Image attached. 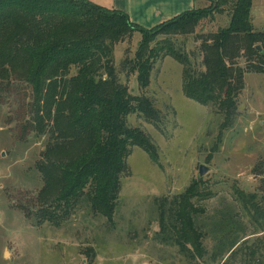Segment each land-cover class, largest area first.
<instances>
[{
  "label": "trees",
  "instance_id": "1",
  "mask_svg": "<svg viewBox=\"0 0 264 264\" xmlns=\"http://www.w3.org/2000/svg\"><path fill=\"white\" fill-rule=\"evenodd\" d=\"M215 2L211 11L189 9L146 28L130 21L123 10L91 0H0V88L30 90L22 130L42 139L35 166L43 184L35 196L33 216L59 225L85 202L90 212L111 223L132 146L156 160L149 136L129 126L127 115L136 113L156 126L159 109L144 93L132 94L115 69L114 46L133 32L142 38L134 55L122 63L129 65L126 75L136 73L140 89L149 85L156 59L172 56L182 67L183 95L222 116L218 138L234 123L244 75L264 74V30L253 27L251 0ZM226 3L228 7L222 8ZM215 11H225L228 23L195 34L198 44L191 53L165 41L152 44L155 31L192 34L204 18L213 20ZM257 189L261 193L257 198L256 192L234 191L253 222L264 218V184ZM211 194L191 184L155 199L159 236L172 239L188 264L206 253L205 232L196 220L205 214L202 202ZM28 212L24 214L30 216ZM231 231L225 229L222 238ZM245 240L229 256H238L239 264H264L261 244L248 246ZM238 242L232 241V247Z\"/></svg>",
  "mask_w": 264,
  "mask_h": 264
},
{
  "label": "rangeland",
  "instance_id": "2",
  "mask_svg": "<svg viewBox=\"0 0 264 264\" xmlns=\"http://www.w3.org/2000/svg\"><path fill=\"white\" fill-rule=\"evenodd\" d=\"M202 1L197 10L211 11L217 5L215 0ZM251 1L250 16L264 29V0ZM213 18H204L192 34L155 31L152 44L165 41L191 53L198 44L195 34L229 21L225 11H215ZM141 38L140 32H133L117 43L114 63L129 91L144 93L159 109L157 127L136 113L127 115L129 126L149 136L157 156L153 160L143 148L132 146L111 223L90 212L85 202L59 225L33 216L38 206L35 196L43 184L35 166L42 139L22 130L30 90L15 85L8 91L0 88V264H188L172 239L159 236L155 199L182 192L191 184L212 193L202 202L205 214L196 220L205 232L206 253L193 264H239V257H230L229 252L244 238L248 246L261 244L264 252V218L253 222L234 192H256L257 198L261 194L257 187L264 184V74L244 75L239 114L219 139L222 116L183 95L182 67L172 56L156 59L144 89L139 88L136 73L126 75L129 65L122 61L134 55ZM18 89L26 94L17 93ZM200 165L206 168L201 176ZM229 228L231 233L223 239L221 233ZM235 239L239 242L232 247Z\"/></svg>",
  "mask_w": 264,
  "mask_h": 264
},
{
  "label": "crops",
  "instance_id": "3",
  "mask_svg": "<svg viewBox=\"0 0 264 264\" xmlns=\"http://www.w3.org/2000/svg\"><path fill=\"white\" fill-rule=\"evenodd\" d=\"M90 1V0H89ZM94 3L123 10L128 15L130 21L141 24L146 28L155 26V24L166 21L175 16L193 8H200L202 0H91ZM253 27L259 29L252 19Z\"/></svg>",
  "mask_w": 264,
  "mask_h": 264
},
{
  "label": "water",
  "instance_id": "4",
  "mask_svg": "<svg viewBox=\"0 0 264 264\" xmlns=\"http://www.w3.org/2000/svg\"><path fill=\"white\" fill-rule=\"evenodd\" d=\"M259 49V46H256ZM206 172V168L204 167V165H200L199 166V170H198V174L201 176Z\"/></svg>",
  "mask_w": 264,
  "mask_h": 264
}]
</instances>
